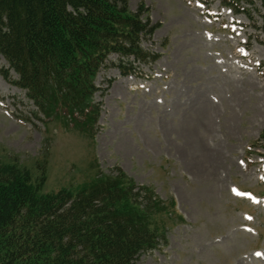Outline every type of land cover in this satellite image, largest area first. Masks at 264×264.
Wrapping results in <instances>:
<instances>
[{"label":"rangeland","instance_id":"374dc122","mask_svg":"<svg viewBox=\"0 0 264 264\" xmlns=\"http://www.w3.org/2000/svg\"><path fill=\"white\" fill-rule=\"evenodd\" d=\"M251 1L235 14L220 0H129L157 23L142 46L158 56L143 77L96 75L93 133L48 121L0 72V162L35 178L44 166L43 193L116 168L150 188L166 244L136 264H264V202L241 194L264 196V0Z\"/></svg>","mask_w":264,"mask_h":264},{"label":"trees","instance_id":"16d2710c","mask_svg":"<svg viewBox=\"0 0 264 264\" xmlns=\"http://www.w3.org/2000/svg\"><path fill=\"white\" fill-rule=\"evenodd\" d=\"M222 1L244 10L240 0ZM145 12L142 2L132 11L129 0H0L2 72L14 71L10 81L48 121L69 116L92 132L101 105L96 75L109 68L124 75L137 69L133 62L156 58L142 46L157 27ZM39 167L35 178L15 160L0 162V264H136L166 243L165 226L154 220L162 202L119 168L76 191L43 193Z\"/></svg>","mask_w":264,"mask_h":264}]
</instances>
